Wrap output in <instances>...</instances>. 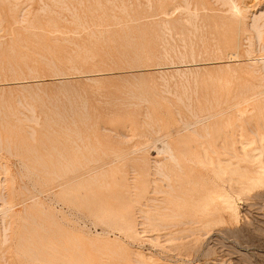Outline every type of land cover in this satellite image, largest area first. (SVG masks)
I'll list each match as a JSON object with an SVG mask.
<instances>
[{"label":"rangeland","instance_id":"374dc122","mask_svg":"<svg viewBox=\"0 0 264 264\" xmlns=\"http://www.w3.org/2000/svg\"><path fill=\"white\" fill-rule=\"evenodd\" d=\"M11 1L0 0V264H264V179L238 183L249 158L227 166V208L209 197L215 172L158 151L185 144L209 106L226 109L209 123L233 147L236 127L264 142L253 28L226 35L216 0ZM238 1L248 22L264 9Z\"/></svg>","mask_w":264,"mask_h":264},{"label":"bare ground","instance_id":"6f19581e","mask_svg":"<svg viewBox=\"0 0 264 264\" xmlns=\"http://www.w3.org/2000/svg\"><path fill=\"white\" fill-rule=\"evenodd\" d=\"M13 1V0H12ZM11 1V2H12ZM16 1V0H15ZM149 1V0H148ZM172 1V0H171ZM170 1V2H171ZM178 1V0H177ZM187 1V0H186ZM186 1H181V2H185ZM218 3H221L223 7L226 8L227 13H225L224 16H220L221 17V21H219V23L223 26H225L226 29H224L226 32V35H228L230 33V31L232 30H243L244 28L248 27V28H253V30L256 32L257 41H261V44L263 45V49H264V43H263V37H264V9L263 11L261 10L260 12L255 11L252 12V16L251 17V22H248L247 20V12L250 11V7H248L247 5H245V7H242L239 5V1L238 0H216ZM19 2V0L17 1ZM173 2V1H172ZM171 2V3H172ZM189 2V1H188ZM16 3V2H15ZM174 3V2H173ZM177 3V2H176ZM184 3V5H185ZM190 3V4H189ZM187 4V8L186 11L188 12L187 15H189L191 12L190 5L191 2H189ZM179 3H177L176 5H178ZM217 4V3H216ZM220 4V6H221ZM18 4H16L17 6ZM151 6V5H150ZM168 6V5H166ZM181 6V5H180ZM180 6H178V8H181ZM18 7V6H17ZM16 7V8H17ZM170 7V6H169ZM175 6H173L174 8ZM195 7V6H194ZM194 7H192L193 9H195ZM168 8V7H167ZM172 6L168 9V11L166 10V14L171 15L170 14V10L173 9ZM183 8V7H182ZM198 8V7H197ZM175 9V8H174ZM185 9V6H184ZM253 9V8H252ZM179 10L176 8V11ZM182 10V9H180ZM196 10V9H195ZM224 10V8H223ZM184 11V10H183ZM197 11V10H196ZM195 11V12H196ZM179 12V11H178ZM186 12V13H187ZM173 13V12H172ZM198 13V12H196ZM192 13L195 17L199 16L197 14ZM165 14V15H166ZM185 15V14H184ZM26 16V15H25ZM170 16V17H171ZM186 16V15H185ZM191 17H193L192 15H190ZM217 16V15H216ZM181 17V15L179 16ZM183 14H182V18H183ZM187 17V16H186ZM219 17V15L217 16ZM219 17V18H220ZM24 18V17H23ZM30 18V17H29ZM27 18V20L29 19ZM178 18V17H177ZM188 18V17H187ZM186 18V19H187ZM198 18V17H197ZM185 19V20H186ZM193 19V18H191ZM22 20V19H20ZM26 20V18H25ZM26 20V22H27ZM181 20V19H180ZM188 20V19H187ZM172 21V20H170ZM175 21V20H174ZM190 21V19L188 20V22ZM192 21V20H191ZM250 21V20H249ZM29 22V21H28ZM31 22V21H30ZM189 24H192V22H189ZM35 26V25H34ZM33 26V27H34ZM168 26V25H167ZM32 27V26H30ZM194 27L196 28V26L194 25ZM37 28V27H36ZM165 28L166 24H165ZM170 28V27H168ZM171 29V28H170ZM36 30V29H35ZM174 30V28H173ZM197 30V28H196ZM171 31V30H170ZM181 31V30H180ZM176 32V31H175ZM35 33V32H34ZM168 33V31H167ZM171 33V32H170ZM180 33H183L182 31ZM169 34V33H168ZM174 34V32H173ZM37 35V34H36ZM171 35V34H169ZM177 35V34H176ZM194 35V34H193ZM182 37V35H180ZM180 37V38H181ZM172 38V36H171ZM184 38V37H183ZM190 38V37H189ZM223 38V36H222ZM227 38V37H226ZM182 39V38H181ZM203 39V38H202ZM215 39V38H214ZM225 39V37H224ZM184 42V40H182ZM204 41V39L202 40ZM194 43V42H193ZM203 43H206L205 41ZM251 43V42H250ZM259 44V42H258ZM187 47V46H186ZM192 44H191V48L192 49ZM262 47V46H261ZM207 49V48H206ZM218 49V48H217ZM220 49V48H219ZM173 50V49H172ZM208 50V49H207ZM166 51V50H165ZM192 52V50H190ZM195 52V50L193 51ZM205 52V51H204ZM208 52V51H206ZM211 52V51H210ZM220 52V51H219ZM249 52V51H248ZM263 52V51H262ZM184 53V52H183ZM260 53V52H259ZM167 54V53H166ZM194 54V53H193ZM192 54V55H193ZM201 54V52H200ZM206 54V53H205ZM261 54V53H260ZM181 56L178 55V57H182L184 58V54H180ZM184 55V56H183ZM188 55V54H187ZM202 55V54H201ZM207 56L209 55L206 54ZM200 56V55H199ZM211 56V55H210ZM259 56V55H258ZM26 57V56H25ZM186 57V56H185ZM197 57V56H196ZM195 57V58H196ZM218 57V56H217ZM220 57V56H219ZM171 58V57H170ZM194 57H192L193 59ZM216 58V57H215ZM238 58V57H237ZM220 59V58H218ZM234 59V58H232ZM231 59V60H232ZM216 60V59H215ZM230 60V61H231ZM241 60V58H240ZM249 61H251L252 63H260L262 64V66L264 67V53L262 55H260L259 57L257 56H250ZM24 61V60H23ZM27 60H25L26 62ZM194 61V59H193ZM218 61V60H217ZM221 61V60H220ZM223 61V60H222ZM229 61V60H228ZM206 62V61H205ZM203 62V63H205ZM215 63V61H212ZM27 63V62H26ZM184 63V62H182ZM202 63V64H203ZM208 63V62H207ZM217 63V62H216ZM221 63V62H220ZM186 64V63H185ZM194 64V63H193ZM192 64V65H193ZM182 65V64H181ZM189 65V64H188ZM187 65V66H188ZM214 65V64H213ZM210 65V66H213ZM216 65V64H215ZM218 65V64H217ZM216 65V66H217ZM29 66V65H28ZM171 66V65H170ZM175 66V65H173ZM206 66V65H205ZM184 67V66H183ZM197 67V65H196ZM200 67V66H199ZM204 67V65H203ZM215 67V66H214ZM150 68V67H149ZM153 68V67H152ZM156 68V67H155ZM177 68V67H176ZM175 68V69H176ZM180 68V66H179ZM178 68V69H179ZM189 68V67H188ZM167 69V68H166ZM32 70V69H30ZM159 70V69H158ZM162 71V69H160ZM173 70V69H171ZM180 70V69H179ZM178 70V71H179ZM152 71V70H151ZM150 71V72H151ZM155 71V70H154ZM177 72V69L174 70ZM184 71V70H183ZM160 72V71H159ZM180 72V71H179ZM185 76V74H184ZM211 77V76H210ZM264 78V77H262ZM177 83V82H176ZM261 84V83H260ZM264 84V83H263ZM262 85V84H261ZM3 86V85H2ZM264 86V85H263ZM261 87V86H260ZM255 88H253L252 91H254ZM259 90V89H258ZM261 91V90H260ZM256 92V90H255ZM261 93L264 94V90L261 92H258V94ZM257 93L253 96H259ZM262 96V95H261ZM250 97V96H249ZM181 98V97H180ZM252 98V97H251ZM254 98V97H253ZM259 99V104L257 105L259 112L264 113V97H259L257 98ZM258 101V100H257ZM237 105V104H235ZM247 108V107H246ZM27 109V108H26ZM201 109V108H200ZM207 111H203V110H199L197 112L194 113L193 117L195 118V122H194V126L192 128V131L187 135L188 137V141L183 144L179 141V139L176 140H172V142L170 140L165 141L163 143H161V147L159 148V153L161 152H165L168 154V157L173 160L176 163H179V159L184 158L186 160H188L189 162L193 163L194 166H202L204 170L206 171H213L215 172L214 175L218 176L220 178L221 181L216 182L218 185L219 183L222 184L221 188L219 187H213V189L211 190L209 197H218V199H222L223 205L225 207H230V202H229V198L228 197V190L233 189L232 188V178H230L228 176V174H226L227 171V166L231 167L234 164H236L237 162L233 161L232 159L235 157H241L244 156L248 159V161L250 162L248 166H244L242 169V166L240 164H236V167H240L241 169L238 170V183H241V187L244 189H247L248 187H253L255 184L257 186L258 182H261L264 179V142L263 139H261L260 135V131L256 130V129H251L249 132H247L245 129H239L236 127L235 131H234V135L235 136H239L238 139V146L237 147H233L234 145H232V142H230L228 140L229 137H232V134L229 135L228 138H225L224 136H221V130L218 128L215 132H213L211 130V122L213 119L215 120V118H218L220 116H224L226 109H220L218 110L217 108L215 109L214 107H208L206 108ZM29 111V110H28ZM34 111V110H32ZM244 111V112H243ZM248 110L244 108H242L241 112V116L244 115L243 113H246ZM31 112V111H30ZM240 112V111H237ZM240 112V113H241ZM249 112V111H248ZM254 113V112H253ZM34 116V115H33ZM29 119V117H28ZM37 122V121H36ZM193 124V123H191ZM188 125V124H186ZM201 126V127H200ZM213 133H216L215 138H213ZM159 134V133H158ZM169 136V135H168ZM213 138V139H212ZM175 139V138H174ZM216 139V140H215ZM259 140V141H257ZM183 144V145H182ZM144 145V144H143ZM138 146V145H137ZM135 147V146H134ZM157 147V146H156ZM138 148V147H137ZM9 149V147H8ZM157 151V150H156ZM10 152V150H9ZM159 165V163H157ZM159 167V166H158ZM192 167V166H191ZM212 167H215V170L212 169ZM161 168V166H160ZM162 171V169H161ZM160 172V171H159ZM165 176V175H164ZM167 177V176H166ZM168 179V178H167ZM210 184V182L208 183ZM259 185V184H258ZM171 186V185H170ZM217 186V185H216ZM250 192V191H249ZM2 193V192H1ZM2 195V194H1ZM237 195V194H236ZM227 196V197H226ZM234 199V198H233ZM2 201L6 203V199L5 197L2 195ZM4 203V204H5ZM4 204L2 205L3 207L0 208V212L5 214V207ZM229 204V205H228ZM6 205V204H5ZM9 206V205H8ZM227 207V208H228ZM7 209V208H6ZM10 209V208H9ZM8 210V209H7ZM0 213V214H1ZM3 214V215H4ZM2 215V218H4ZM6 215V214H5ZM256 220V219H255ZM3 221V219H2ZM3 223V222H2ZM4 224H2L3 226ZM4 227V226H3ZM8 230V227L6 228ZM4 229L2 228V231ZM5 230V231H7ZM262 234V233H261ZM5 235V234H4ZM236 235V233H235ZM248 241V240H247Z\"/></svg>","mask_w":264,"mask_h":264}]
</instances>
